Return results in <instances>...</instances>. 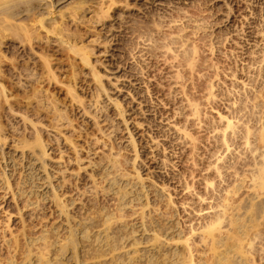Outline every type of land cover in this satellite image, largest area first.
Returning a JSON list of instances; mask_svg holds the SVG:
<instances>
[{"label":"rangeland","instance_id":"rangeland-1","mask_svg":"<svg viewBox=\"0 0 264 264\" xmlns=\"http://www.w3.org/2000/svg\"><path fill=\"white\" fill-rule=\"evenodd\" d=\"M245 126L264 160V0H0V264H264Z\"/></svg>","mask_w":264,"mask_h":264},{"label":"bare ground","instance_id":"bare-ground-1","mask_svg":"<svg viewBox=\"0 0 264 264\" xmlns=\"http://www.w3.org/2000/svg\"><path fill=\"white\" fill-rule=\"evenodd\" d=\"M192 53L193 54L196 53L195 46H193ZM88 58H89V55H87V53H83L81 55V59L86 63L88 62ZM186 60L188 61V58ZM93 74L98 80L100 79L99 74H97L96 72ZM227 128H231V130L235 132V126L228 120L225 127L222 128V132H223L222 142L226 146L225 147L226 149L229 148L228 138L225 135V131ZM259 132L260 134L258 137L260 139L262 137V132L261 131ZM251 133L252 131L250 130V127L245 126V135H244L245 144L250 147L251 156L249 160L246 162L249 168H248V173H246L243 180L247 178V182H249V184H247V187L249 189H254L256 187L262 186L264 183V174H263L264 173V160H263L262 154H257L258 158L254 155V152L257 151L258 147L254 146L255 144L252 146V142L248 139V135ZM43 154H45L44 150H43ZM134 156L137 157V153H135ZM230 167L234 168L235 166L233 164H229L227 168H230ZM214 168L217 172L221 173L219 171L220 166L215 165ZM236 172L237 171H235V173ZM228 175L229 176L233 175V173H229ZM238 189H239V185L233 187L232 191L234 190L237 191ZM231 204L232 203L229 200V198L225 197L223 199V202L217 205L219 209L215 210L211 214V216H209V218L206 220V222L201 226V229L199 230L201 233V238H200L201 241H205V238L207 237L206 234H210L212 236L210 244L213 249H216L219 246L236 247L231 242H232V239L233 241L235 239V232L240 231L243 225L241 223V219L238 218L240 216L234 212L235 207L232 206ZM223 228L224 230H221ZM215 230L219 232L222 231L223 235L216 236V234L214 233ZM178 237L181 238V236H178ZM189 239H190V236H187V237H184L182 240L187 244ZM249 241H250L249 243L251 244L252 239ZM229 252H230V249H226L224 253L219 254V257L217 258V263L220 264V261H221V264H234L229 260V257L226 255V254H229ZM188 257L189 259H191V253H189ZM260 259L262 260L263 257L261 256Z\"/></svg>","mask_w":264,"mask_h":264}]
</instances>
